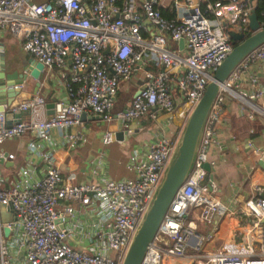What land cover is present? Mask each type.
I'll return each instance as SVG.
<instances>
[{
    "label": "built area",
    "instance_id": "2783aa9c",
    "mask_svg": "<svg viewBox=\"0 0 264 264\" xmlns=\"http://www.w3.org/2000/svg\"><path fill=\"white\" fill-rule=\"evenodd\" d=\"M260 1L0 0V31L16 37L21 50L43 65L45 80L56 70L69 96L68 103L56 106L48 116H44L45 100L38 95L0 111V145L25 133L35 140L29 143L25 164L15 180L4 187L0 173V203L13 214L7 224L0 220V264H122L177 140L162 135L148 144L144 158L131 157L134 178L72 184L63 180L53 154L45 151L49 131H61L66 146L75 148L86 137L68 130L82 125L80 117L85 113L105 123L118 120L131 133L129 122L174 111L170 85L174 80L189 112L232 49L228 31L247 35L249 16ZM169 4L171 9L166 7ZM177 6L187 12L179 17L162 15L161 9L175 11ZM260 14L264 17V10ZM179 40H183V54L167 48L169 41ZM146 59L159 68L144 70L139 93L124 109L114 111L120 83L128 81ZM258 60H264V43L242 59L221 86L204 121L193 165L140 264L183 259L193 264H264V186L259 184L239 208L252 218L242 241L211 251L202 249L225 212L220 198L211 193L210 179L201 183L207 174L204 164L215 163L209 160V149L219 143L223 96L230 94L250 104L262 99L256 110L264 115V86L257 77L249 75L253 88L249 92L239 93L234 87ZM26 111L31 114L28 120L14 116L7 124V113ZM113 135L105 131L103 143H111ZM13 157L8 155L9 160ZM37 159L44 164L40 177H35ZM190 212L211 225L206 234L187 220ZM5 225L10 228L8 237L3 235Z\"/></svg>",
    "mask_w": 264,
    "mask_h": 264
},
{
    "label": "crops",
    "instance_id": "0c3cea01",
    "mask_svg": "<svg viewBox=\"0 0 264 264\" xmlns=\"http://www.w3.org/2000/svg\"><path fill=\"white\" fill-rule=\"evenodd\" d=\"M171 6L172 4H169L166 7L171 9ZM174 10L170 12L176 17L187 12L182 6H177ZM144 36L148 37L147 34ZM11 41L10 34L0 31V42L3 43L4 51L7 44H11ZM16 44L19 47L17 41ZM167 48L179 54L184 53L183 48L179 47V42L169 41ZM24 57L28 58L29 56L24 53ZM6 64L7 66L15 65L14 61ZM26 68L27 63L24 62L20 69L12 66L7 72L15 70L21 72ZM158 68L152 60H143L136 67L132 77L128 81L120 83L113 110H122L130 103L132 97L143 85L144 70L155 72ZM251 74L257 77L261 86H264V60H258L249 65L248 71L244 75L245 80H238L234 85L237 92L244 93L253 89L248 81ZM62 81L63 79L60 78L56 70L46 80L42 73L39 80L28 76L22 84L20 93L15 97V103L23 102L36 95L41 96L45 100L46 106H49L48 109L44 110V116H48L53 113L56 106L66 104L69 101L68 92ZM170 85L174 95V111L170 115L157 112L154 118L146 116L129 122L127 126L132 131L131 133L127 132L118 120L105 123L100 119H85L82 125L74 126L68 130L81 132L86 137L85 142L71 149L63 141L61 131L50 130L49 144L46 145L45 151L53 154L55 163L61 170L63 180L72 184H83L97 182L105 178L121 180L134 177L135 170L132 168L131 157L144 158L148 144L162 135L171 140H177L184 128L188 109L178 93L176 80ZM252 102L253 104L243 102L230 94L223 96L221 120L217 126L219 143L218 146H212L209 149V160L215 161L213 165H210L211 193L220 198L225 212L220 217V223L213 238L204 241L202 249L205 251L214 250L222 245L241 242L248 233L249 226L252 225V218L240 213L239 209L245 201L252 198L254 185L264 186V167L260 165L264 158V115L256 110L261 107L263 101L256 99ZM30 116L28 111L21 113L22 120H28ZM107 130H111L114 135L117 132H123V138L116 140L113 135V141L104 144L102 138ZM13 139H15V143L10 141L0 148V157L4 158L3 163H0L4 187L16 179L19 169L25 164L26 156L29 153L28 145L35 141L30 133ZM9 154L14 156L11 160L8 159ZM36 161L35 177H40L43 174L44 164H42L41 159ZM2 213L8 218L5 222L13 219L12 212L6 206ZM2 213L0 212V220L3 223ZM191 214L187 220H193L196 230L200 234H206L211 225L198 221L196 216H190ZM75 215L87 217L86 213H75ZM192 240L191 238L189 242ZM164 264H193V262L187 259L167 260Z\"/></svg>",
    "mask_w": 264,
    "mask_h": 264
},
{
    "label": "water",
    "instance_id": "95a60500",
    "mask_svg": "<svg viewBox=\"0 0 264 264\" xmlns=\"http://www.w3.org/2000/svg\"><path fill=\"white\" fill-rule=\"evenodd\" d=\"M249 29L251 31L249 35L243 32L228 31L232 49L218 67L213 78L207 84L202 97L190 110L181 135L177 139L173 153L166 164L160 185L155 191L152 202L139 221L122 264L141 263L147 247L152 241L170 202L176 191L183 184L193 165L204 121L221 86L235 66L251 51L264 43V27L260 25L255 10H253L249 16ZM179 47L183 48V40H179ZM25 62L27 63V68L23 71L18 72L15 70L7 72L4 46L3 43L0 42V111H4L5 107L16 104L15 97L20 93L22 84L28 76L35 80H39L41 72L44 69L43 65L32 57L26 58ZM241 80H245L244 74L239 76V81ZM138 93L139 92L135 95ZM47 108H49V106H47ZM14 116L20 120L21 112L7 113L6 119L8 125L11 123V119ZM80 118L82 121L85 119H99L98 117H87L85 113L81 114ZM122 133L123 132L115 133V139L121 140L123 138ZM3 159V157H0V163H3ZM260 165L264 167V158L260 162ZM204 168L207 174L201 182L202 184L207 182L208 179H212L210 165L205 163ZM261 221L264 223V217ZM9 222L3 221V223ZM2 231L5 237L9 236L10 228L8 226H3Z\"/></svg>",
    "mask_w": 264,
    "mask_h": 264
},
{
    "label": "rangeland",
    "instance_id": "374dc122",
    "mask_svg": "<svg viewBox=\"0 0 264 264\" xmlns=\"http://www.w3.org/2000/svg\"><path fill=\"white\" fill-rule=\"evenodd\" d=\"M35 3H40L44 0H33ZM12 41H11V44H7V46L5 47V60H6V63L7 62H11V61H14V64L15 65H8L7 66V71H9V68H11L12 66L14 67H17L20 69L21 66H23L24 62L26 61V58L24 57V53L23 51L21 50L20 48V43H19V40L10 35ZM16 41L18 42L19 44V47L18 45L16 44ZM190 111L188 112V115H189ZM173 128V127H172ZM171 136V135H170ZM14 142L15 143V139H11V140H5L1 145H0V148L4 147L7 142ZM131 178H134L133 176H131ZM5 208V205L3 203H0V212L2 213L3 210ZM192 216V214H191ZM2 219L3 221H7V217L4 216V213H2ZM14 234V233H13ZM159 245L162 246V243L161 242H158Z\"/></svg>",
    "mask_w": 264,
    "mask_h": 264
},
{
    "label": "trees",
    "instance_id": "16d2710c",
    "mask_svg": "<svg viewBox=\"0 0 264 264\" xmlns=\"http://www.w3.org/2000/svg\"><path fill=\"white\" fill-rule=\"evenodd\" d=\"M214 1V0H212ZM264 10V0L260 1L255 9L256 14L258 16V20L261 23V26L264 27V17L261 16L260 12ZM161 13L162 15L166 16V17H173V13L170 12V10L167 9H161ZM251 33V31H249L247 33V35H249Z\"/></svg>",
    "mask_w": 264,
    "mask_h": 264
}]
</instances>
